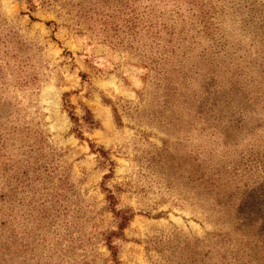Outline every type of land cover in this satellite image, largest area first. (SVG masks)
Here are the masks:
<instances>
[{
	"label": "rangeland",
	"instance_id": "374dc122",
	"mask_svg": "<svg viewBox=\"0 0 264 264\" xmlns=\"http://www.w3.org/2000/svg\"><path fill=\"white\" fill-rule=\"evenodd\" d=\"M0 264H264V0H0Z\"/></svg>",
	"mask_w": 264,
	"mask_h": 264
}]
</instances>
